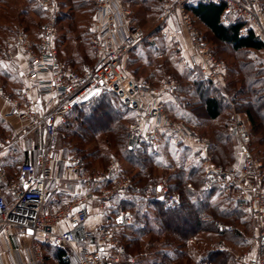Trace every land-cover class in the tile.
<instances>
[{
    "label": "built area",
    "instance_id": "built-area-1",
    "mask_svg": "<svg viewBox=\"0 0 264 264\" xmlns=\"http://www.w3.org/2000/svg\"><path fill=\"white\" fill-rule=\"evenodd\" d=\"M94 7L91 20L89 46L93 63L80 71L72 70L59 59L56 41L59 36V7L55 0H37L46 14L36 37L15 32L7 36L0 46L1 61L14 65L23 73L22 84L9 96L0 87V99L9 105L5 118L16 125L5 142L0 141L2 154L18 140L42 133V147L30 153L18 170L16 179L9 182L0 165V183L8 192L0 190L1 233L29 234L24 249L12 250L16 264H45L42 246L62 250L72 258V264H135L137 257L128 255L116 238L115 232L132 223L130 211L117 213L101 224L96 233L80 230L89 221L91 209L108 208L115 195L128 196L129 179L116 181L111 188L94 192L119 166L110 161L107 170L87 173L82 171V158L73 155L62 161L63 175L68 182L81 181L82 190L58 211L44 210L47 191L54 180V168L60 160L56 154L58 129L64 125L71 109L82 104L93 93H112L120 104L133 112L134 119L125 126L131 147L146 143L158 147L163 138L171 143L190 148L203 168L201 191L220 187L231 191L242 210L255 221L254 234L248 246L236 255V264H264V173L262 163L250 153L251 124L244 113L233 111L228 130L233 136L238 163L223 168L214 165L209 157L210 142L182 122L170 117L165 110L164 98L180 83L165 79L156 85L137 81L125 69L129 53L142 43H152L156 35L132 26L131 10L125 0H88ZM193 2L224 5L221 22L228 24L240 19L264 43V7L261 0H162V13L157 29H164L175 14L180 27L190 39L189 67L204 80L223 87L225 63L218 59L199 39L187 6ZM242 28L240 33L243 34ZM264 66V51L260 54ZM156 200L167 204L178 201L158 186ZM217 231L232 232V227L220 221L214 223ZM79 231H82L79 234ZM102 250V251H101ZM0 264H6L0 255Z\"/></svg>",
    "mask_w": 264,
    "mask_h": 264
},
{
    "label": "trees",
    "instance_id": "trees-1",
    "mask_svg": "<svg viewBox=\"0 0 264 264\" xmlns=\"http://www.w3.org/2000/svg\"><path fill=\"white\" fill-rule=\"evenodd\" d=\"M127 1L131 4L133 20L155 10L162 13V0ZM31 2L33 0H25L26 5ZM59 2L67 8L58 19L60 27L56 47L59 59L78 71L82 64L93 63L90 32L83 28L85 20L81 16L84 10H90V15H93L94 7L86 0ZM7 4L11 6V0H0L1 6ZM261 6L264 7V0H261ZM36 8L38 12L34 10L33 14L38 17V22L29 20L28 25L38 30L46 14L37 5ZM223 9L224 5L216 3L193 2L187 6L200 41L225 63L223 92L221 87L204 80L191 68L180 73L175 67L167 73L176 77L181 85L174 95L176 103L167 105L166 113L190 126L199 135L207 136L212 161L224 168L235 164V154L230 146L233 138L227 124L214 126L205 133L199 131L204 123H215L223 116L229 117L233 109L244 113L251 124L250 153L263 163L264 173V66L259 57L264 51V43L240 19H233L227 25L221 23ZM5 13H0V35L8 29ZM62 23H66L64 32ZM242 28L245 29L243 34L240 33ZM22 32L31 36L29 29ZM82 35L88 53L80 58L73 41ZM157 35L164 38L159 32ZM68 39L69 49L72 47L76 51H71V59L66 61L60 54L59 45ZM139 46L147 48L151 45L142 43ZM136 48L129 53L137 54L130 59L129 67L141 62L149 68L156 66L154 68L160 71L165 68V63L153 64L148 51L138 53ZM156 48L153 53L157 52ZM138 71V68L132 69L135 76ZM142 81L157 84L152 75ZM21 83L22 79L16 73L7 72L0 66V86L6 93L14 96L16 87ZM133 119V112L122 106L114 94L102 93L74 106L64 125L58 129V143L60 139L63 143L61 159L80 155L83 172L104 169L112 158L121 165L122 168L111 173L94 188V192L112 187L120 179H129L128 196H113L105 210L108 217H112L119 208L129 210L133 215L132 223L116 234L126 253L137 257L136 264H236V258L234 261L231 251L223 245L243 251L251 239L253 225L247 216L245 218L246 214L234 200L232 192L216 186L209 191L200 190L204 175L196 161V154L188 147L173 144L167 138H163L155 148L146 143L131 147L125 123ZM176 152L188 155L190 163L175 166L173 158ZM18 170L19 166L15 164L8 167L9 182L16 179ZM159 183L166 186L169 192L178 194L176 203L167 204L155 199ZM1 186L5 189L4 185ZM217 221L230 225L232 232L217 231L214 227ZM42 252L45 264L73 262L62 250L51 246L43 245Z\"/></svg>",
    "mask_w": 264,
    "mask_h": 264
},
{
    "label": "rangeland",
    "instance_id": "rangeland-1",
    "mask_svg": "<svg viewBox=\"0 0 264 264\" xmlns=\"http://www.w3.org/2000/svg\"><path fill=\"white\" fill-rule=\"evenodd\" d=\"M55 1L58 3L59 14L62 11H66L67 10V8L65 6L61 5L60 2H59V1H64V0H55ZM86 1H88V0H86ZM132 1H134V0H131V2ZM36 5L38 6L37 0H33V2H31L28 5L25 4V0H13V1L11 0V6H8V4L6 6H1L0 5V13H2V15H3L6 12L5 13L6 14V21H7V25H8L7 26V28H8L7 31H3V33L0 35V46L2 45L4 39L7 36L11 35L12 33L17 32V31L18 32H22V31H24V29H29V33L31 34V36H29V37H31V38L32 37L33 38L36 37L39 29L37 30L34 27H32V25H28V24H30L29 20L33 21L34 23L38 22V17L34 16V14H33L34 10H35V12L37 11ZM84 11H85V12H83L84 14H82V16H81L82 19L85 20L84 22L82 21L84 23L83 28L84 29L87 28V31L90 32L92 15H90L91 14L90 13V10H88V11L87 10H84ZM159 16H160V14L158 13L157 10H155V11L149 13V14H146L144 16L142 15V18L139 17V18H136L134 20L135 26H137L138 28L143 29L146 32H153L154 34H156V32L160 30V29H157L156 28L157 25H158V18H159ZM65 25H66V23H62L61 24V29L63 30L62 32H64V30H65ZM178 26H179V28H178ZM178 26H176V27L174 26V30L179 31L180 28H181L180 25H179V23H178ZM175 39L176 38H161L160 36L156 35L155 41L152 42L153 45L151 43L150 44L147 43L148 45H151V46H148L147 48L146 47L139 46V47L136 48L137 51H138V53L141 52V51H148L151 54V55L149 54V56H150L149 59L152 60L153 64H156L157 63V65H159V64L162 65L163 63H165L164 64V67L165 68L162 71L155 69L154 67H156V66H152L151 68H149L148 66H144V64L141 63V62H139L138 64H136L135 67H129V65H130V63H129L130 62V59H132V57L135 56V55H137V54L129 55V57L126 58L125 69L128 66V70L126 69V71L128 73H130V74L132 73L133 76H134V79L144 80L149 75H152V78L155 79V81H157V84L159 82H161L162 80L171 78V79H175L176 81H178L180 83V85H181V82L176 77L171 76L170 73H167V70L174 69L175 67H176V70L179 71L180 73L181 72L183 73L184 71L185 72H188V70H190V67L188 65L189 56L188 55H184V54L181 53V50H179V48H178V44L179 43H178L177 39L176 40ZM73 40L74 39H72L71 41H73ZM73 42H74L73 44H75V46L77 47V51L75 49H73L72 47L69 49V46H70V44H68L69 43V39L66 40V41L64 40L63 43H61L59 45L60 54H61L62 58L64 60H66V61H69L71 59V55H70L71 54V51L78 52V56L80 58L81 57H84V55H87V53H88L87 43L85 42L83 35L80 38L78 37L77 40H75ZM155 47H157L156 49H158V50H156L157 51L156 53L155 52L153 53V51L155 50ZM259 57H260V55H259ZM1 62L2 61H1V55H0V63ZM88 64H89L88 62L82 64V66L78 67V68H80L78 71H80L83 67L88 66ZM134 68H136V69L138 68V70H139L138 71V75H136V76L132 72V69H134ZM150 73H152V74H150ZM179 88H180V86L177 89L173 90L172 93L169 94V97L170 98L168 97L169 99L168 100H165V102H164L165 108L167 107V105H174L176 103L174 101V95L176 93V90H178ZM222 88L223 87H221V90L223 92V89ZM233 111L238 112L235 109H233L232 112ZM201 114H203V113L201 112ZM230 115H229V117H224L223 116L222 118L218 119L215 123H211V122L206 123V124L204 123L203 129L201 131H199V132L205 133L208 129L213 128L214 126H217V125L223 126V125H226L227 124V127H228V122H229V119H230ZM127 123L128 122L125 123V126H126ZM201 137H204V138H206L209 141V139L207 138V136L206 137L205 136H201ZM232 138H233V136H232ZM58 144L59 145H57L56 154L57 153H59V154L62 153V149H63V143L61 142V139L59 140V143ZM230 146L232 147V149L234 151V154H235V157H234V160L233 161H235L234 163H236V162L238 163L239 156L237 155V148H236V143H235L234 138H233L232 143H230ZM208 154H209V151H208ZM75 155H77V154H75ZM71 156H73V155H71ZM209 157H210V155H209ZM112 160L117 161L114 158H112ZM210 160H211V162L214 165L223 167L220 164L214 163L212 161L211 157H210ZM173 161H174V165L175 166H178V165H185L186 163L187 164L190 163L191 159H190V157H188V155H185L184 153L176 152V154L174 155ZM196 161L198 162L199 167L201 168V170L203 172L202 165L199 163V160L197 159V156H196ZM109 163L105 166L104 169H98V171L105 172L107 170V166L109 165ZM117 163H118L119 168H122L118 161H117ZM262 165H263V163H262ZM123 167H126V166L123 165ZM175 168L176 167H174V169ZM159 185L162 186L163 188H165L166 191L169 194H175V195L178 196V194H176V193L169 192L168 191V188L166 186H164L162 183H159ZM108 188H111V187H108ZM0 190H4V188L1 186V183H0ZM5 194H7V193H5ZM5 197L7 198V201L10 204V200H9L8 196L5 195ZM108 205H110V201H109V204ZM246 216L251 220V222H252L251 224L253 225V229L251 231L252 233L250 232V235H251V238H252V236L254 234V226H255V223L254 222L255 221L251 218L250 215L246 214L245 215V218H247ZM226 225H228V224H226ZM223 246L226 249H228L229 251H231V255L233 256L234 261H235V256L237 254H239L240 252H242V251H240L236 247H229L228 245L227 246L223 245ZM190 250H191V247H190ZM191 253L193 254V257L196 259V256L194 255V252H192V250H191ZM195 259H193L194 262L196 261ZM137 261H136V263H137Z\"/></svg>",
    "mask_w": 264,
    "mask_h": 264
},
{
    "label": "crops",
    "instance_id": "crops-1",
    "mask_svg": "<svg viewBox=\"0 0 264 264\" xmlns=\"http://www.w3.org/2000/svg\"><path fill=\"white\" fill-rule=\"evenodd\" d=\"M125 2L128 4V6L131 10L130 2L127 0H125ZM220 21H221V19H220ZM178 23H179V21H178L177 16L175 14H173L170 17L168 23L166 24V27L162 30L157 31V32H159L160 35H162L164 38H176L178 43H179L178 48H179V50H181V53L184 55L190 56L191 48H190L189 37L185 34V32L183 31L182 28H180V30L178 29L179 31L174 30V26L175 27L178 26ZM225 25H227V24H225ZM132 26L137 27V26H135L133 19H132ZM178 28H179V26H178ZM157 32L155 35H157ZM125 62H126V59H125L124 64H123L124 69H125ZM0 66L2 69H4L7 72L16 73L18 75V77L20 79H22V77L19 74V71L16 69V67L14 65H6L3 62H1ZM140 81H142V80H140ZM20 85H18V86H20ZM168 97H169V95H167L164 98V101L168 100L170 98V97L169 98ZM165 110H166V108H165ZM8 111H9L8 103L6 101L0 99V141H2V142H5L6 139H8L11 130L16 126L14 124V122H12L10 120L8 121L5 118V114ZM43 143H44V139L42 137V133L38 132V133L32 134L28 138L16 141V143L14 145H12L11 147H9L8 150L3 152L0 165H1L2 169L4 170L6 176H8L7 169L9 166H13L15 164V165L20 167V165L24 161L29 160V158L31 156L30 153H33L34 151L39 150L42 147ZM57 156L60 160L58 161V163L56 164V166L54 168V178H53L54 180L51 182V184L48 188L47 198H46V202H45V206H44V210L50 214H53L56 211H58L67 201L71 200L74 196H76L83 188V183L81 181L68 182L67 180H65L64 175H63V165H62L63 159H61V156L59 153H57ZM96 171H98V170H96ZM96 171H94V172H96ZM86 172L87 173H93V172H89V171H86ZM1 191L4 195L8 196V192H6L5 189L1 190ZM5 193H7V194H5ZM117 211H118V209H117ZM117 211L113 214V216L117 213ZM112 217L106 216V211H100L99 209H97L96 206H93V208L91 209V215H90L89 221L80 230L91 231L95 234L98 227L101 224H105L107 219L112 218ZM123 228L124 227L119 228L115 232V235ZM82 231H79V234ZM29 241H30V236L28 233H19V232L13 231V232H8L6 234H2L1 233V227H0V255L2 256L4 262L6 264H16L15 263L16 261L12 255V250L17 249V248L24 249L25 247L28 246ZM190 244H191V242H190Z\"/></svg>",
    "mask_w": 264,
    "mask_h": 264
},
{
    "label": "water",
    "instance_id": "water-1",
    "mask_svg": "<svg viewBox=\"0 0 264 264\" xmlns=\"http://www.w3.org/2000/svg\"><path fill=\"white\" fill-rule=\"evenodd\" d=\"M89 100H90V98H87V99L83 100V101H82V104L88 102ZM27 233H28V234H31L30 231H28Z\"/></svg>",
    "mask_w": 264,
    "mask_h": 264
},
{
    "label": "snow or ice",
    "instance_id": "snow-or-ice-1",
    "mask_svg": "<svg viewBox=\"0 0 264 264\" xmlns=\"http://www.w3.org/2000/svg\"><path fill=\"white\" fill-rule=\"evenodd\" d=\"M21 76H23V73H20ZM94 95H99V93H93ZM102 251V250H101Z\"/></svg>",
    "mask_w": 264,
    "mask_h": 264
}]
</instances>
